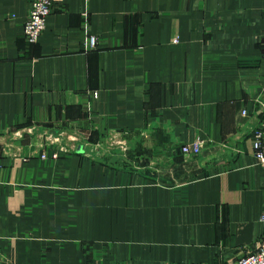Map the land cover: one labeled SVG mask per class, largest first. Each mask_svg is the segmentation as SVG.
I'll return each mask as SVG.
<instances>
[{"label": "crops", "instance_id": "obj_1", "mask_svg": "<svg viewBox=\"0 0 264 264\" xmlns=\"http://www.w3.org/2000/svg\"><path fill=\"white\" fill-rule=\"evenodd\" d=\"M29 10L0 0V264H232L262 239L264 0H55L36 44Z\"/></svg>", "mask_w": 264, "mask_h": 264}, {"label": "built area", "instance_id": "obj_2", "mask_svg": "<svg viewBox=\"0 0 264 264\" xmlns=\"http://www.w3.org/2000/svg\"><path fill=\"white\" fill-rule=\"evenodd\" d=\"M30 10L24 18V35L30 44L39 42L42 34L47 28L48 17L52 13L55 0H29ZM98 44L96 37L89 39V46L95 48ZM97 98L98 94H94ZM246 114L245 111H243ZM203 150V143L196 141L185 144L182 147L184 156L200 155ZM253 156L258 164L264 165V126L253 131ZM264 221V214L262 216ZM118 264V263H116ZM232 264H264V239L252 251H249Z\"/></svg>", "mask_w": 264, "mask_h": 264}, {"label": "rangeland", "instance_id": "obj_3", "mask_svg": "<svg viewBox=\"0 0 264 264\" xmlns=\"http://www.w3.org/2000/svg\"><path fill=\"white\" fill-rule=\"evenodd\" d=\"M29 1V0H28ZM97 38V37H96ZM97 41H98V39H97ZM98 94L99 95V93H98V91H94L93 92V96H94V94ZM99 97V96H98ZM97 97V98H98ZM85 123V122H84ZM86 125V124H85ZM46 136V135H45ZM74 136V144H79L78 146L79 147H82V143L83 142H86V141H88V138H91L90 140H94V141H96L97 140V142L98 141H100V139H94V137H95V134L94 135H90V134H88V135H83L82 133H81V131H79V132H75V134L73 135ZM48 137V136H47ZM110 137H111V135H108V136H105V135H103V140H105V141H108V140H110ZM43 139H44V137H43ZM50 139V144H52V143H55V142H57V141H62V140H60L59 138H53V137H51V138H49ZM114 139V141H120L121 139H122V136L121 135H115V137L113 138ZM111 141V140H110ZM196 142V141H195ZM202 143H203V141H201ZM193 143V142H192ZM189 144V143H188ZM204 144V143H203ZM116 145H118V146H115V148L117 149V151H119L120 150V147H119V144H116ZM80 151V150H79ZM202 153V152H201ZM253 155V154H252ZM254 157V156H253ZM263 216V215H262ZM263 221V220H262ZM264 222V221H263ZM264 234V233H263ZM263 237H261L262 239L260 240V241H258L257 243H255V245H251V247H249L247 250H246V252L248 253V251H252V250H254L258 245H259V243L264 239V235H262ZM245 252V253H246ZM114 264H116V263H114ZM118 264H120V263H118Z\"/></svg>", "mask_w": 264, "mask_h": 264}]
</instances>
